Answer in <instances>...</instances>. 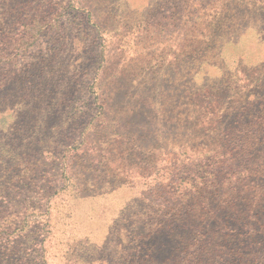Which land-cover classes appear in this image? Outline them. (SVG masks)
<instances>
[{
  "label": "trees",
  "instance_id": "trees-1",
  "mask_svg": "<svg viewBox=\"0 0 264 264\" xmlns=\"http://www.w3.org/2000/svg\"><path fill=\"white\" fill-rule=\"evenodd\" d=\"M234 1L259 37L226 41L232 64L256 71L243 85L226 73L197 84L201 61L160 75L218 28L210 9L224 0L179 25L173 61L150 50L131 66L116 56L117 9L104 20L97 0H0V131H13L0 139V264H264V111L249 139L237 134L264 110V61L247 59L264 44V0ZM72 34L82 63L61 79Z\"/></svg>",
  "mask_w": 264,
  "mask_h": 264
},
{
  "label": "rangeland",
  "instance_id": "rangeland-1",
  "mask_svg": "<svg viewBox=\"0 0 264 264\" xmlns=\"http://www.w3.org/2000/svg\"><path fill=\"white\" fill-rule=\"evenodd\" d=\"M210 1L212 0H178V2L176 1L174 3L178 5V8H173L171 6L173 2H171L170 5H166V0H143V3L139 5L141 10L137 11L133 9L132 6L130 7L124 0H97L99 8L98 17L105 20L108 16H110V8L112 7L117 9L118 13L120 14L117 17L119 20L117 23L118 26L114 27V30L118 31H114L115 33H113V36L116 38V40L114 39L113 42L119 40L118 44L122 46L119 48L121 51L118 52V55H116L120 56L121 64L127 62V66H131L133 60L135 61V58H139V56H146V53L150 50H156V53L158 52L157 54H164L167 60L173 61L176 56H179V52L176 53L177 49L173 47H176L183 41L181 39L182 37L179 36V38H177L179 25L183 23L184 26H181V28L188 29V26H191L189 19L190 15L194 16L195 14H203ZM224 1H226V5L223 6L219 4L220 6L218 7L217 4L210 9L213 15L218 16L217 20L220 23L218 28H215L213 31H211L212 34L208 38L198 40L199 42L197 45H201L198 46V48L187 47V50H183L187 53H184V55L186 54L185 58L180 64L176 65V69L169 68L162 71L160 75H165L166 77L173 75L177 76L178 74L181 75L186 71V68L195 71L194 69L196 68V65L198 66V62L201 61V64L199 63L200 68L198 71L202 68L204 72L201 70L194 76L195 82L199 85L203 83L204 79L208 80V82H213V80L216 79L218 80L223 76L224 73H226L225 76L228 77V80L235 82L236 85H240V82L243 85L255 78L256 71L250 72L242 65L238 66L232 64V62L235 60L240 59L241 53L235 52L233 50L235 49L234 46L237 45L232 46L231 43L226 41L232 37H235L232 35H238L244 30H246L248 35H239V45L246 44L247 40L250 41L257 38L258 36L257 34H254V30L250 25L241 28V25L246 22L247 14L243 11L244 13L241 14L243 17L237 18V16H234L233 14L234 10L230 8V0ZM231 1L236 3L234 0ZM239 1H242L243 4L245 3V5H247L250 0ZM177 12L179 15H184V21L176 22L175 16H177ZM230 14H232L234 17L232 18ZM195 21L200 22L198 19H195ZM151 25L156 27V37L154 38L149 36L150 39H146V30L152 29ZM103 26L108 30L110 28L109 24H107V20L105 23H103ZM236 31H239V33ZM169 33L172 34V36H168ZM149 37L147 36V38ZM66 43L68 48L65 47L64 52L61 53L59 57L61 64L60 69H62L63 73L60 76L61 79H65L67 76L73 75L75 71H78V66H81L82 63V61H80L81 49L83 45L82 42L77 40L72 34L68 37ZM259 45L260 46L252 42V49L258 48V52L252 54V56L249 54L250 56L248 55L247 57V59H251L248 62V65L250 64L249 66L253 67V70L262 61H264V44L260 42ZM164 48H168L169 50ZM84 58H88V56ZM208 60H212L213 64L215 65L206 66L204 61ZM255 104L257 105V103ZM13 111L17 112V117H20V119H24L27 116L26 114H20L17 107H15ZM259 111L261 114H263L264 110H261V108L258 106L257 108L256 106L251 108V116L247 120L246 128L237 133L240 138L249 139L250 135H252V131L258 129L257 126L259 125L260 121L257 118V113ZM4 115L10 117L11 114L6 111L4 112ZM243 121L244 120L240 121V123ZM11 128L12 125H10L8 131H0V139H12L10 137V134L13 132L10 130ZM35 129L39 130L38 128ZM122 192H124V189ZM122 194L123 193H121V195ZM127 195H130L131 197V194ZM28 214V221L40 222L44 220V216L41 215V212L38 209H29ZM94 264H106V262L99 261L95 262Z\"/></svg>",
  "mask_w": 264,
  "mask_h": 264
}]
</instances>
